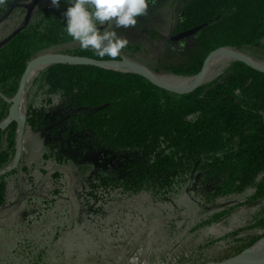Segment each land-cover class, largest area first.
I'll return each mask as SVG.
<instances>
[{
  "label": "trees",
  "instance_id": "obj_1",
  "mask_svg": "<svg viewBox=\"0 0 264 264\" xmlns=\"http://www.w3.org/2000/svg\"><path fill=\"white\" fill-rule=\"evenodd\" d=\"M31 1L0 5L5 25L0 35V123L10 109L3 97L15 96L31 60L62 47L61 55L113 61L102 60L91 49L82 51L67 35L61 15L66 0L60 9L49 0L28 7ZM176 2L178 17L170 36L188 44L175 48L158 39L159 65L170 74L190 78L211 52L230 48L243 53L264 39V0ZM26 13L23 22L11 21ZM213 69L186 93L166 90L137 73L91 64L52 63L41 69L27 91L22 141L28 133L42 139L41 169L43 175L50 173V193H62L65 173L59 169L71 163L82 173L75 198L93 214L113 201L143 195L152 204L177 201L192 176L200 189L209 187L205 204L236 196L245 197L246 204H264V72L238 60ZM16 119L0 128V172L12 165L16 154ZM66 148L78 155L69 157ZM98 153L116 165L94 169L82 160ZM33 169L35 163H27L21 153L16 167L0 175V208L18 176L23 186L35 185ZM230 211L198 216V226H210ZM250 227L264 229V211Z\"/></svg>",
  "mask_w": 264,
  "mask_h": 264
},
{
  "label": "rangeland",
  "instance_id": "obj_2",
  "mask_svg": "<svg viewBox=\"0 0 264 264\" xmlns=\"http://www.w3.org/2000/svg\"><path fill=\"white\" fill-rule=\"evenodd\" d=\"M177 17L176 0H150L147 14L138 18L135 28H115L107 24L99 27L102 31L115 30L118 36L129 41L120 60L138 64L149 72L147 74L175 84L184 78L160 67L158 39L168 40V45L175 48L188 44L170 36ZM24 18L25 15L20 14L11 21L23 22ZM1 23L0 35L5 29ZM61 48L48 54L61 55L58 52ZM230 50L264 67V39L243 53ZM230 60L235 59L229 57L209 64L203 80L213 68ZM126 68L138 71L137 66ZM31 81L24 88L18 105L23 117ZM12 105L10 102V109ZM15 118L19 119H12ZM39 141L42 139L37 134L28 133L20 149L27 163H35L37 169L30 172L35 185L23 186L24 181L18 176L17 185L9 187L7 203L0 208V264H210L234 257L264 238V229L247 228L264 211L262 201L246 204L245 197L236 196L205 204L202 199L209 187L200 189L195 176L191 177L179 200L169 204H152L143 195L113 201L97 214L87 212L75 198L82 177L75 164L58 168L65 173V186L58 196L50 193V173H42ZM91 159L85 156L82 160L93 165ZM111 160L114 159L101 158L96 163L98 167H93L105 168ZM46 169L50 171V167ZM230 207V213L220 221L204 228L198 226V216ZM231 229L234 230L222 235ZM252 236L257 238L248 244Z\"/></svg>",
  "mask_w": 264,
  "mask_h": 264
},
{
  "label": "clouds",
  "instance_id": "obj_3",
  "mask_svg": "<svg viewBox=\"0 0 264 264\" xmlns=\"http://www.w3.org/2000/svg\"><path fill=\"white\" fill-rule=\"evenodd\" d=\"M7 0H0L3 5ZM62 0H49L50 6L60 9ZM67 7L61 13L64 30L78 42L82 51L93 50L102 60L115 61L129 41L117 35L115 30H101V25L115 28H135L138 18L147 14L150 0H66Z\"/></svg>",
  "mask_w": 264,
  "mask_h": 264
},
{
  "label": "water",
  "instance_id": "obj_4",
  "mask_svg": "<svg viewBox=\"0 0 264 264\" xmlns=\"http://www.w3.org/2000/svg\"><path fill=\"white\" fill-rule=\"evenodd\" d=\"M39 0H32L29 4H28V7H33ZM2 19H0V22H1ZM21 29V27H18L14 33H17L19 30ZM224 49H230V48H219L213 52H211L205 59L204 63H203V66L200 70V72L195 75V76H192V77H196V76H199V75H202L209 63V60L210 58L217 52H219L220 50H224ZM233 50V49H232ZM235 51V50H234ZM237 52V51H236ZM240 53V52H239ZM44 55H47V54H44ZM44 55H41V56H44ZM39 56V57H41ZM59 58L58 61L54 62V63H68V64H91V65H95V66H99V67H103V68H110V69H115L113 67H109L111 65H133V66H137V67H140L141 69L145 70V68H143L142 66L138 65V64H135L133 62H130V61H127V60H119V61H96V60H92V59H87V58H80V57H71V56H66V55H57ZM37 57V58H39ZM35 58V59H37ZM31 60L28 64H27V67L23 73V75L21 76V79H20V82H19V87H18V90H17V93L15 94V96L13 98H16L18 96H20L21 94V91H22V86H23V82L27 76V72H28V68H29V65L35 60ZM238 61H242L246 64H248L249 66L257 69V70H260V71H263L264 72V67H258V66H255L253 65L252 63H250L249 61H246V60H242V59H236ZM116 70H120V69H116ZM123 71V70H121ZM147 71V70H145ZM127 72H132V73H137V74H140L146 78H148L150 81H152L153 83H155L156 85L166 89V90H169V91H173V92H177V93H186V92H190L192 91L193 89L197 88L199 85H201V83L204 81H200L198 82L197 84H195L194 86L188 88V89H184V88H179V87H176V86H172V85H168L166 83H161V82H158L156 81L154 78H152V75H147V74H144V73H141L139 71H127ZM149 73V72H147ZM13 98L11 100H13ZM8 101V102H11ZM12 120H15V119H11L10 116H9V113H8V116L7 118L0 123V128H4L9 122H11ZM17 120V119H16ZM18 121V120H17ZM23 128H24V117L22 116V120L21 121H18V136H17V146H16V154H15V157H14V160L12 162V165L7 168L6 170L4 171H1L0 172V175L1 174H4L5 172L7 171H10L11 169L15 168L18 161H19V158H20V149H21V142H22V135H23ZM263 240V239H262ZM249 249L243 251L242 253L234 256V257H230V258H227V259H224V260H221V261H215V262H212L210 264H242V263H246L248 262L246 259V257H244V254L248 251Z\"/></svg>",
  "mask_w": 264,
  "mask_h": 264
},
{
  "label": "bare ground",
  "instance_id": "obj_5",
  "mask_svg": "<svg viewBox=\"0 0 264 264\" xmlns=\"http://www.w3.org/2000/svg\"><path fill=\"white\" fill-rule=\"evenodd\" d=\"M231 59V57H233L235 60L236 59H242V60H246L249 61L245 56L232 52L230 49H224V50H220L219 52L215 53L209 60V64H215L218 63L220 61H224L225 59L229 58ZM60 57H58L57 55L54 54H47L44 56H41L37 59H35L28 68V72H27V76L23 82V86H22V91L20 96L13 98V100H11L12 108L10 109L9 112V116L10 118H14V117H18L19 121L22 120V115L18 109V105L20 104V100L22 97V94L24 92V88L27 86L28 82L31 81V79L34 77V75L40 70L43 69L44 67H46L49 64H52L56 61L59 60ZM250 62V61H249ZM252 63V62H250ZM253 65H255L254 63H252ZM208 65L204 71V73L202 75L193 77L192 79H182L180 81H178L175 84H169L166 83L168 85H172V86H176L179 88H184V89H188L192 86H194L195 84H197L198 82L202 81L204 78V75L206 73V70L208 68ZM258 66V65H255ZM109 67H113L115 69H120L123 71H130L127 70L126 67H134L133 65H111ZM260 67V66H258ZM126 69V70H124ZM133 70V69H132ZM138 71L144 74H147L145 72V70L141 69L140 67H138ZM150 75V74H147ZM152 78H154L156 81L161 82V83H165L155 77L152 76ZM191 78V77H190ZM22 102V101H21ZM16 119V118H15ZM264 235V234H263ZM244 257H246L245 260H247L248 262L246 263H242V264H264V238L263 240L257 242L253 247H251L245 254Z\"/></svg>",
  "mask_w": 264,
  "mask_h": 264
},
{
  "label": "flooded vegetation",
  "instance_id": "obj_6",
  "mask_svg": "<svg viewBox=\"0 0 264 264\" xmlns=\"http://www.w3.org/2000/svg\"><path fill=\"white\" fill-rule=\"evenodd\" d=\"M26 17H27V13L25 14V18H24V20L26 19ZM3 99L6 101V102H8V101H10L9 99H6V98H4L3 97ZM8 103H10V102H8ZM10 110V109H9ZM63 152L64 153H66L67 155H69V157L71 156H75V155H78V154H76V152L74 151V150H72V149H70V148H66V150H63ZM85 156H87L88 158H92L91 160L93 161V165L94 166H96L97 164V161L99 160V159H101V158H106V159H112V158H110V157H107L105 154H102V153H98V154H86V155H83V156H81L82 157V159H85ZM116 163H117V161L116 160H111L110 162H109V164L107 165V167H105V168H108V167H113L114 165H116ZM97 167H98V165H97Z\"/></svg>",
  "mask_w": 264,
  "mask_h": 264
}]
</instances>
